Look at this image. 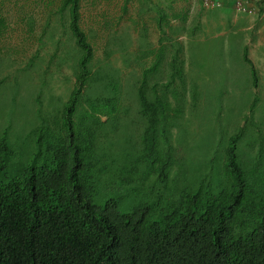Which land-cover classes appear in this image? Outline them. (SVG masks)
<instances>
[{"label": "rangeland", "instance_id": "rangeland-1", "mask_svg": "<svg viewBox=\"0 0 264 264\" xmlns=\"http://www.w3.org/2000/svg\"><path fill=\"white\" fill-rule=\"evenodd\" d=\"M64 1L0 0V140L9 149L0 154L2 182L47 162L39 137L58 134L62 108L76 85L83 52ZM77 8L92 49L84 95L117 101L115 117L101 118L96 203L117 199L125 212L143 201L175 200L199 184L213 186L225 142L239 129V157L247 168L254 163L264 144V91L244 85L248 68L242 61H226L208 39L193 42L198 26L192 20L181 30L167 24L163 36L167 25L159 28L141 0H77ZM140 86L169 109L170 148L159 147L173 161L166 182L157 177V165L147 171L142 157Z\"/></svg>", "mask_w": 264, "mask_h": 264}, {"label": "trees", "instance_id": "trees-1", "mask_svg": "<svg viewBox=\"0 0 264 264\" xmlns=\"http://www.w3.org/2000/svg\"><path fill=\"white\" fill-rule=\"evenodd\" d=\"M67 6L83 52L76 85L58 134L39 137L47 162L0 181V264H264V144L247 168L237 150L243 129L225 142L213 186L199 184L175 200L143 201L125 212L117 199L96 203L101 118L115 117L117 101L84 95L92 49L78 25L77 0H65ZM137 99L146 119L142 157L147 171L157 165V177L166 182L173 166L160 150L170 148L167 103L150 100L143 86ZM8 153L0 140V154Z\"/></svg>", "mask_w": 264, "mask_h": 264}, {"label": "crops", "instance_id": "crops-1", "mask_svg": "<svg viewBox=\"0 0 264 264\" xmlns=\"http://www.w3.org/2000/svg\"><path fill=\"white\" fill-rule=\"evenodd\" d=\"M141 1L149 7V12L153 13L152 20L157 21L159 28L176 24L177 30H181L182 24L194 21L198 29L192 36L193 42L208 39L226 61H242L248 68L244 85L252 90L256 88L258 92L264 91V17L237 14L234 0H219L222 5L213 9L205 8L203 0ZM248 3L258 12L264 9V0H248ZM168 26L164 30L161 28L163 36H168ZM194 28H191L192 32Z\"/></svg>", "mask_w": 264, "mask_h": 264}, {"label": "built area", "instance_id": "built-area-1", "mask_svg": "<svg viewBox=\"0 0 264 264\" xmlns=\"http://www.w3.org/2000/svg\"><path fill=\"white\" fill-rule=\"evenodd\" d=\"M202 5L207 9H213L220 7L222 4L219 0H203ZM233 5L237 14L247 16L258 15L260 17H264V9L258 12L255 8L251 7V5L248 3V0H234Z\"/></svg>", "mask_w": 264, "mask_h": 264}]
</instances>
